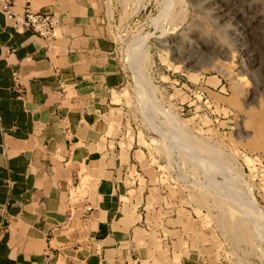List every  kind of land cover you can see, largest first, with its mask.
Returning a JSON list of instances; mask_svg holds the SVG:
<instances>
[{"label": "crops", "instance_id": "1", "mask_svg": "<svg viewBox=\"0 0 264 264\" xmlns=\"http://www.w3.org/2000/svg\"><path fill=\"white\" fill-rule=\"evenodd\" d=\"M26 6L60 23L48 45L0 12V264H205L188 228L158 216L143 150L122 135L127 75L105 1L16 0L14 10Z\"/></svg>", "mask_w": 264, "mask_h": 264}, {"label": "rangeland", "instance_id": "2", "mask_svg": "<svg viewBox=\"0 0 264 264\" xmlns=\"http://www.w3.org/2000/svg\"><path fill=\"white\" fill-rule=\"evenodd\" d=\"M104 1L127 75L116 99L122 135L143 150L139 172L158 216L188 228L205 264H264V136H247L239 120L264 106V91L252 74L237 77L243 53L191 0ZM207 36L221 44L195 65L173 46Z\"/></svg>", "mask_w": 264, "mask_h": 264}, {"label": "bare ground", "instance_id": "3", "mask_svg": "<svg viewBox=\"0 0 264 264\" xmlns=\"http://www.w3.org/2000/svg\"><path fill=\"white\" fill-rule=\"evenodd\" d=\"M191 2L194 7L197 6L198 9L199 8L202 9V11L205 12V14H207V16L210 18L212 24L217 26L218 29L221 28V30L223 31V35L225 34L226 36H229L230 39H232L231 41H234L236 46L238 47L237 50L239 49L243 53L244 59L241 60L242 72L238 70L237 77H239L240 80L248 81L244 75L249 74V73L252 74L257 82V85H255L256 86L255 90L260 87V89L264 91V78L260 75V74L264 75V0H191ZM237 20L241 21L240 23L242 24V27L241 26L237 27L235 25L236 24L235 22H237ZM245 27L247 28V31L244 29ZM202 29H205V28H202ZM191 36H192V32H191ZM207 37L209 39L205 40L201 38L200 42L196 41L197 38L195 36L194 38H196V40H192L191 42L188 41L187 43H185L184 41H180L178 43L175 40H173V46L175 50L177 48L179 49L183 48L184 52H186L187 61L188 62L190 61L191 63L195 65L198 63V59H199L198 57L199 56L201 57L202 53L209 52V51L213 53L215 48H217V45L221 44L220 40L216 38H212L211 36H207ZM234 54L235 53H233V55ZM218 55H220V52ZM229 56H230V53H229ZM226 59L230 61V59L232 58L228 57ZM231 62H228V63H231ZM225 64L227 63L225 62ZM237 64H240V63H237ZM134 79L136 81V90L138 94L142 96V94L140 93L141 91H140L139 85H138V79L136 76H134ZM248 82L247 83L245 82V84H248ZM255 98L256 96L253 93L252 100L254 99L255 101ZM254 101H250L249 104H252ZM257 106L259 107L260 110L257 112L256 115H253L251 118L249 117L246 118L245 117L246 115L245 116L241 115L239 120L241 121L242 131L246 132L247 136H250L251 134H256L257 137L259 138L260 136L259 139H261L264 136V106H261V103L258 104ZM249 121H250V124H249ZM248 127H251V130H249Z\"/></svg>", "mask_w": 264, "mask_h": 264}, {"label": "built area", "instance_id": "4", "mask_svg": "<svg viewBox=\"0 0 264 264\" xmlns=\"http://www.w3.org/2000/svg\"><path fill=\"white\" fill-rule=\"evenodd\" d=\"M16 0H0V12L4 14L6 19L16 28V30H29L33 34L43 38L48 45L57 37V28L60 18L56 14H46L33 10L30 6H26L23 12L14 10ZM13 86L12 88L22 94L24 91L23 76L18 70L12 72ZM91 207H85V218L88 217Z\"/></svg>", "mask_w": 264, "mask_h": 264}]
</instances>
